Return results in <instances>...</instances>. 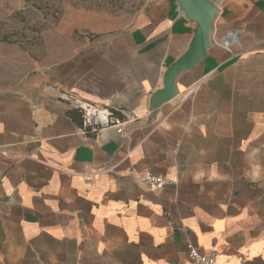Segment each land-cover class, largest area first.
<instances>
[{"label": "crops", "instance_id": "0c3cea01", "mask_svg": "<svg viewBox=\"0 0 264 264\" xmlns=\"http://www.w3.org/2000/svg\"><path fill=\"white\" fill-rule=\"evenodd\" d=\"M212 1V47L154 122L151 97L196 27L176 0L0 90V264H191L189 245L264 264V0ZM63 94L131 122L85 135ZM132 170L173 184L147 189Z\"/></svg>", "mask_w": 264, "mask_h": 264}, {"label": "rangeland", "instance_id": "374dc122", "mask_svg": "<svg viewBox=\"0 0 264 264\" xmlns=\"http://www.w3.org/2000/svg\"><path fill=\"white\" fill-rule=\"evenodd\" d=\"M152 1L0 0V90L63 65L73 47H108Z\"/></svg>", "mask_w": 264, "mask_h": 264}, {"label": "water", "instance_id": "95a60500", "mask_svg": "<svg viewBox=\"0 0 264 264\" xmlns=\"http://www.w3.org/2000/svg\"><path fill=\"white\" fill-rule=\"evenodd\" d=\"M178 10L185 18L196 24L187 51L174 61L164 74L163 89L151 97V116L154 122L161 106L171 102L179 94L178 81L186 72L203 61L211 49V37L215 33V22L219 8L212 0H176Z\"/></svg>", "mask_w": 264, "mask_h": 264}, {"label": "built area", "instance_id": "2783aa9c", "mask_svg": "<svg viewBox=\"0 0 264 264\" xmlns=\"http://www.w3.org/2000/svg\"><path fill=\"white\" fill-rule=\"evenodd\" d=\"M61 98L66 102H73V107L81 115V131L85 135H98L99 133L114 129L120 135L124 134L125 127L131 122L130 114L118 109H109L74 99L71 95L63 94ZM99 169L96 172L105 173L113 170ZM130 174L136 183L153 191H161L167 185L173 184L163 175H154L150 171L138 172L132 170ZM191 264H218L215 251L202 252L193 245L188 246Z\"/></svg>", "mask_w": 264, "mask_h": 264}, {"label": "trees", "instance_id": "16d2710c", "mask_svg": "<svg viewBox=\"0 0 264 264\" xmlns=\"http://www.w3.org/2000/svg\"><path fill=\"white\" fill-rule=\"evenodd\" d=\"M78 111V110H77ZM79 112V111H78Z\"/></svg>", "mask_w": 264, "mask_h": 264}]
</instances>
